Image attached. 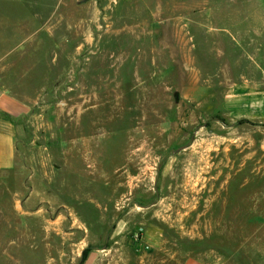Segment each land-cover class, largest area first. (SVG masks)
<instances>
[{"label": "rangeland", "instance_id": "obj_1", "mask_svg": "<svg viewBox=\"0 0 264 264\" xmlns=\"http://www.w3.org/2000/svg\"><path fill=\"white\" fill-rule=\"evenodd\" d=\"M24 40L0 264H264V126L223 105L264 77V0H0V56Z\"/></svg>", "mask_w": 264, "mask_h": 264}, {"label": "crops", "instance_id": "obj_2", "mask_svg": "<svg viewBox=\"0 0 264 264\" xmlns=\"http://www.w3.org/2000/svg\"><path fill=\"white\" fill-rule=\"evenodd\" d=\"M26 41L10 48L6 55L0 56V73L4 71V57H10L14 52H24ZM2 80V77H1ZM0 88V95L6 96L7 92ZM4 92V93H2ZM12 110L20 111L21 106L10 102ZM224 110L228 118L235 124L251 123L264 126V77L261 79L243 78L229 86L224 95Z\"/></svg>", "mask_w": 264, "mask_h": 264}]
</instances>
